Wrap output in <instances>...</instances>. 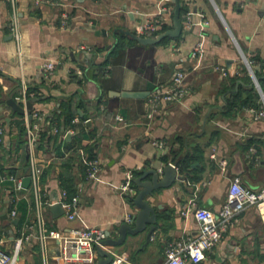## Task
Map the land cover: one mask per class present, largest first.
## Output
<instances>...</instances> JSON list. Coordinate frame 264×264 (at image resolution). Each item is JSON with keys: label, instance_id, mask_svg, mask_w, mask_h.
I'll list each match as a JSON object with an SVG mask.
<instances>
[{"label": "crops", "instance_id": "1", "mask_svg": "<svg viewBox=\"0 0 264 264\" xmlns=\"http://www.w3.org/2000/svg\"><path fill=\"white\" fill-rule=\"evenodd\" d=\"M52 2L0 0V168L22 178L29 175L31 152L42 167L45 202L41 215L46 225L61 232L96 227L117 238L119 225L136 212L131 197L120 187L124 173L162 168L171 150L183 156L198 148L200 155L192 163L196 173L149 197L156 207L157 225L148 244L143 245L142 232L128 236L120 246H103L123 263L161 264L168 242L198 233L193 213H182L190 201L218 212L235 176L252 190L264 187V116L256 118L258 110L252 106L225 110L230 79L242 75L244 58L250 64L258 63L255 57L264 61V0H182L191 12L190 26L185 17L178 37L156 44H142L124 31L135 34V27L163 6L164 24L172 29L175 5L171 0ZM14 14L19 20V48L10 27ZM64 14L67 25L61 28ZM203 21L208 24L203 26ZM198 42L203 43V52L192 58L190 52ZM47 60L55 64L49 77L41 72ZM220 67H225V75ZM177 69L185 70L189 93L179 102H161L149 119L151 91L156 86L170 87ZM22 81L27 88H38L44 98L33 97L40 100L32 112L41 113L44 120L32 146L27 142L26 115L6 105L8 98L19 95ZM122 91L146 95L116 94ZM67 99L82 103L78 109L82 116L77 112L72 126L54 132L57 125L50 123L51 114ZM177 137H182L181 145ZM90 155L100 161V170L95 178L86 179L82 159H91ZM65 171L79 197L73 220L67 218L59 200L65 189L59 176ZM195 176L198 179L193 180ZM58 202L63 214L55 217L50 207ZM34 206L27 189L15 193L8 182L0 187V247L6 253L16 252L24 225L35 220ZM13 208L15 216L10 215ZM5 213L8 217L4 218ZM47 246L45 261L35 236L23 240L14 264H64L57 241L50 239ZM200 264H264V221L257 209L247 207Z\"/></svg>", "mask_w": 264, "mask_h": 264}, {"label": "built area", "instance_id": "2", "mask_svg": "<svg viewBox=\"0 0 264 264\" xmlns=\"http://www.w3.org/2000/svg\"><path fill=\"white\" fill-rule=\"evenodd\" d=\"M34 3L49 4L53 2L52 0H34ZM63 17L62 27L66 24V14H64ZM186 17L188 20L187 25L190 26V16L188 17L187 14ZM162 20V16L157 14L156 17L147 19L137 25L135 31L145 37L151 36L162 24ZM202 25H207V21H203ZM10 27L12 36L19 48L21 45V34L19 20L16 14L12 17ZM202 52L203 43L198 42L190 52V56L195 58ZM244 61L247 65L249 64L246 58H244ZM42 65V71H44L46 76H51L53 74L52 70H54V64L50 61ZM252 70L250 66V72L254 74ZM220 72L225 75V67H220ZM76 73L78 75L82 74L80 70H77ZM185 75L186 72L184 69H177L174 72L172 84L169 88L164 89L163 87L156 86L151 91L148 99L149 112L147 117L149 119L155 115L161 102L178 101L188 93ZM27 89V85L22 81L20 93L15 97L17 102L25 103L26 100L34 96V93L27 94ZM262 100L264 102V95H262ZM255 114L256 118L263 117L264 105L263 108L255 112ZM31 116L32 118L30 121L26 116V132L29 146H32L36 142L40 123L42 122L43 124L44 120V116L39 112H32ZM115 118L118 120L120 117L116 115ZM75 120H77V117H75L73 121ZM52 130L54 132L58 131L55 126ZM2 133L3 126L0 123V141ZM154 143L159 147L163 146L161 142L155 141ZM250 150L252 154L255 153L254 148ZM82 160L85 178H95L100 170V161L95 158L89 159L86 156L83 157ZM224 163V161H221L222 165H224ZM41 175L42 167L36 162L31 152H29L30 184L27 190L32 193L35 202V220L24 225L22 237L17 240L16 252L14 254L11 255L6 253L0 247V264H14L17 250L21 247L22 241L28 240L31 236H35L37 242L40 244L43 260L45 261L47 258V242L52 239L57 241L58 256L62 259L64 264H95L98 259L95 247L101 246V242L107 237L106 231L96 227H74L65 232L49 228L41 215V210L45 202V194L41 188ZM133 179V171L127 170L124 173L123 181L120 186L122 191L129 198L136 193L135 187L133 186ZM7 182L12 185V190L15 193L19 192L22 188L21 176L5 172L0 168V187ZM59 200L66 212L67 218L73 220L78 214L80 207L78 195L76 193L70 195L67 190L62 189ZM251 206L257 209L259 216L264 221V187L258 190H252L244 186L238 176L233 177L230 181L225 202L218 212L196 206L193 201H190V206L182 213L184 215L189 212L193 213L194 218L199 223L198 233L196 235L184 234L168 242L164 248V260L161 264H200L206 258L207 253L212 251L221 241L223 234L232 227L238 216L247 207ZM10 215H16V210L14 208L10 211ZM126 222H131L130 215L126 217ZM122 261L123 260L116 255V258L109 264H122Z\"/></svg>", "mask_w": 264, "mask_h": 264}, {"label": "water", "instance_id": "3", "mask_svg": "<svg viewBox=\"0 0 264 264\" xmlns=\"http://www.w3.org/2000/svg\"><path fill=\"white\" fill-rule=\"evenodd\" d=\"M174 3L175 8L173 12V23L172 29L166 30L159 33L156 37H144L137 34H133L129 31H124L129 34L132 38L137 40L142 44H156L166 37L176 38L182 33V23L179 19L180 14V0H171ZM93 28V27H92ZM251 83L258 87V91L262 93L258 79L251 74ZM120 96L129 97H143L146 94L143 92H129L122 91L116 93ZM39 98H29L25 103L21 104L13 98H8L6 100V105L9 106L14 113L19 115H26L27 119L30 121L32 116L33 105ZM78 114L82 116V112L78 110ZM70 134H66V139H69ZM161 151V150H160ZM182 176L178 174L175 164L170 160L162 168H148L142 171L141 174L137 175L133 179V183L137 187L136 193L131 197V204L135 207L136 212L131 216V222H123L118 227L117 238H112L109 231H106L107 237L101 242V246H96V252L98 259L95 264H109L115 258L116 255L112 251H107L103 249V246L116 247L122 245L128 236H136L139 233L145 232L144 234V244L147 245L150 237L156 230L157 225V213L156 207L150 202L149 197L157 190L161 188L170 187L175 180H180ZM30 184V176L27 175L22 178V188L21 192H25ZM159 207V206H157ZM50 209L53 211L54 216H59L63 214V209L59 203H54L51 205ZM3 217H8V214H3ZM123 264H130L124 262Z\"/></svg>", "mask_w": 264, "mask_h": 264}, {"label": "trees", "instance_id": "4", "mask_svg": "<svg viewBox=\"0 0 264 264\" xmlns=\"http://www.w3.org/2000/svg\"><path fill=\"white\" fill-rule=\"evenodd\" d=\"M180 14L179 19L180 21L185 19V13L187 12V9L185 8L182 0H180ZM170 26H166L165 24L161 25V28L159 29L158 33H162L168 29H170ZM170 37H166L162 39L159 43H164L168 41ZM119 41L121 39L119 38ZM254 61H257L258 67L255 68L254 74L256 78L258 79L259 86L261 90L264 92V61H262L259 57L253 58ZM102 67H105L107 65V61H105L103 64H100ZM105 68L102 69L100 74L103 75ZM84 78H86V75L84 74ZM231 86H230V92L228 97L225 99L226 106L225 110L228 112L233 111L235 108L241 109L245 107L252 106L256 110L261 109V101L258 92L256 91L254 85L251 83V79L247 74H243L241 76L233 77L230 79ZM234 86V87H233ZM237 86V87H236ZM233 87V88H232ZM236 88V90H235ZM223 92L224 89H223ZM28 93H35L33 97H40L43 98V96H39L38 93H40V90L36 87H29L27 89ZM32 97V98H33ZM39 98V99H40ZM44 99V98H43ZM82 108V103L78 101L76 104L72 103L71 99H67V101H62L59 104V107L55 110H53L51 117H50V123H55L57 125L58 131H64L65 127L72 126V120L76 116V113L78 112V109ZM83 118V117H82ZM176 141L179 142V144H182V137H177ZM92 151V150H91ZM178 151L171 150L170 151V157L169 161H171L175 164V166L178 168L179 173L182 175V177L187 178L190 177V174L196 171L192 168V163L198 159V156L200 155V151L195 149V152L193 154H185L183 156H178ZM91 158H94L92 155H90ZM166 160V161H168ZM63 166L66 168V170L69 168V161H66ZM65 174H61L59 177L61 179L63 188L67 190V192L71 195L74 194L75 189L73 188L72 179L67 172H64ZM134 177L139 174V172L135 171ZM67 174V175H66ZM193 180L198 179L197 176L194 178L191 177ZM135 188L136 186L133 185Z\"/></svg>", "mask_w": 264, "mask_h": 264}, {"label": "rangeland", "instance_id": "5", "mask_svg": "<svg viewBox=\"0 0 264 264\" xmlns=\"http://www.w3.org/2000/svg\"><path fill=\"white\" fill-rule=\"evenodd\" d=\"M33 1V3H34V0H32ZM35 4V3H34ZM36 5H41V4H36ZM165 7L163 6V7H160V11H159V13H158V15L160 14V16H162V18H163V14H164V10L166 11V8L164 9ZM187 14H188V17L190 16V19H191V12H186ZM187 14H186V16H187ZM157 15V14H156ZM156 15L155 16H150V17H147L144 21H146L147 19H150V18H154V17H156ZM185 16V17H186ZM67 20H68V18L66 17V24H65V26L67 25ZM143 21V22H144ZM187 22H188V20H187V17H186V20H185V24H186V26H188L187 25ZM192 22V21H191ZM191 22H190V24H191ZM162 24H164V18H163V20H162ZM161 24V25H162ZM207 24H208V22H207ZM161 25L159 26V28L156 30V32H154L151 36H147V37H152V38H154V37H156L158 34V31H159V29L161 28ZM64 26V27H65ZM206 26V25H205ZM60 27L61 28H64V27H62V21H61V25H60ZM135 34H137V35H140V34H138L136 31H135ZM140 36H142V35H140ZM145 37V36H144ZM193 49V48H192ZM192 51V50H191ZM51 60H47V61H45L43 64H45V63H48V62H50ZM53 64H54V62L53 61H51ZM249 63V62H248ZM43 66V65H42ZM250 66L252 67V71H255V68H257L258 67V65L257 64H246V63H244V65H243V74H247L249 77H250V79L252 80V77H251V72H250ZM54 70H55V64H54ZM54 70H52V73L54 72ZM41 72H43V74L46 76V74L44 73V71H42V68H41ZM47 77V76H46ZM173 78V77H172ZM188 87V86H187ZM255 87V86H254ZM169 88V87H168ZM164 89H166V88H164ZM255 89H256V91L258 92V94H259V97H260V101H261V108H263V105H264V102H263V100H262V95H264V92L262 91V93L261 92H259L258 91V89H257V87H255ZM261 89V88H260ZM188 93H189V88H188ZM187 93V94H188ZM186 94V95H187ZM262 94V95H261ZM185 95V96H186ZM185 96H183L180 100H178V101H167V102H179V101H181Z\"/></svg>", "mask_w": 264, "mask_h": 264}]
</instances>
